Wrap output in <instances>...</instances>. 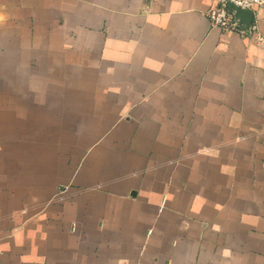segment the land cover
Masks as SVG:
<instances>
[{
  "label": "crops",
  "instance_id": "1",
  "mask_svg": "<svg viewBox=\"0 0 264 264\" xmlns=\"http://www.w3.org/2000/svg\"><path fill=\"white\" fill-rule=\"evenodd\" d=\"M213 4L0 0V264H264V45Z\"/></svg>",
  "mask_w": 264,
  "mask_h": 264
},
{
  "label": "built area",
  "instance_id": "2",
  "mask_svg": "<svg viewBox=\"0 0 264 264\" xmlns=\"http://www.w3.org/2000/svg\"><path fill=\"white\" fill-rule=\"evenodd\" d=\"M263 4L264 0H214L208 14L213 26L226 31H235L242 35L254 34L257 42L264 45V34L261 32L258 22L252 21L247 24L233 7L235 5L252 10L255 6Z\"/></svg>",
  "mask_w": 264,
  "mask_h": 264
},
{
  "label": "water",
  "instance_id": "3",
  "mask_svg": "<svg viewBox=\"0 0 264 264\" xmlns=\"http://www.w3.org/2000/svg\"><path fill=\"white\" fill-rule=\"evenodd\" d=\"M233 7L237 10L238 14L245 20L247 24H250L252 22L253 10L235 5H233Z\"/></svg>",
  "mask_w": 264,
  "mask_h": 264
}]
</instances>
